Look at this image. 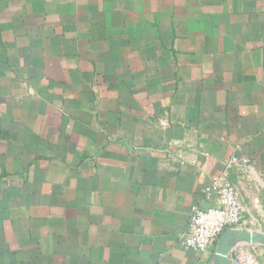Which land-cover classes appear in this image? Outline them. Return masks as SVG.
<instances>
[{
    "label": "crops",
    "instance_id": "0c3cea01",
    "mask_svg": "<svg viewBox=\"0 0 264 264\" xmlns=\"http://www.w3.org/2000/svg\"><path fill=\"white\" fill-rule=\"evenodd\" d=\"M234 156L262 231L264 0H0V264H212Z\"/></svg>",
    "mask_w": 264,
    "mask_h": 264
},
{
    "label": "built area",
    "instance_id": "2783aa9c",
    "mask_svg": "<svg viewBox=\"0 0 264 264\" xmlns=\"http://www.w3.org/2000/svg\"><path fill=\"white\" fill-rule=\"evenodd\" d=\"M235 164L249 166L250 161L232 157L227 162V168L205 187L207 198L215 197L216 202L208 207L192 206L189 226L183 234L188 249L198 253L214 249L227 229L245 226L246 204L240 187L231 181L229 175L230 168ZM259 203V199L254 200V204ZM232 264H262L260 251L256 248H237L232 253Z\"/></svg>",
    "mask_w": 264,
    "mask_h": 264
},
{
    "label": "water",
    "instance_id": "95a60500",
    "mask_svg": "<svg viewBox=\"0 0 264 264\" xmlns=\"http://www.w3.org/2000/svg\"><path fill=\"white\" fill-rule=\"evenodd\" d=\"M264 244V230L254 231L248 228H229L219 239L212 264H232V253L240 244Z\"/></svg>",
    "mask_w": 264,
    "mask_h": 264
}]
</instances>
